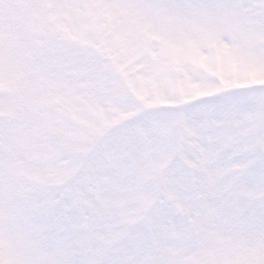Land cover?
<instances>
[{"label": "snow or ice", "instance_id": "6c2138e0", "mask_svg": "<svg viewBox=\"0 0 264 264\" xmlns=\"http://www.w3.org/2000/svg\"><path fill=\"white\" fill-rule=\"evenodd\" d=\"M0 264H264V0H0Z\"/></svg>", "mask_w": 264, "mask_h": 264}]
</instances>
